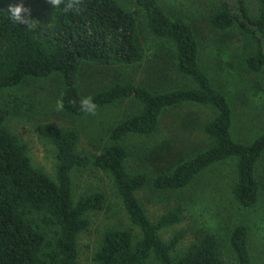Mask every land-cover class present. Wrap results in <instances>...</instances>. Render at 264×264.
Wrapping results in <instances>:
<instances>
[{
    "label": "trees",
    "instance_id": "16d2710c",
    "mask_svg": "<svg viewBox=\"0 0 264 264\" xmlns=\"http://www.w3.org/2000/svg\"><path fill=\"white\" fill-rule=\"evenodd\" d=\"M248 0H219L210 16L219 32L238 31L248 37L255 53L246 68L264 72V0H257L258 15L249 14ZM13 0H0V100L6 89L27 81L60 77L61 107L76 118L91 114L81 100L91 98L95 112L125 101H134L137 113L110 133L109 144L95 156L79 151L80 136L53 123L37 127L38 134L55 148L56 180L32 164L29 145L7 126L22 115L19 109H0V264H80L79 238L90 227L91 213L107 205L103 192L74 196L73 173L89 167L108 174L129 218L132 229H107L94 255L95 264H223L219 239L206 234L179 250L180 236L170 241L162 231L181 222L180 211H169L156 222L146 213L138 194L151 185L155 191H178L215 167L234 163V200L240 209L254 207L264 191V132L250 143L233 137L234 111L228 97L213 83L200 64V44L192 25L172 18L158 0H136L133 11L118 0H77L76 10L64 12V4L51 9V22L38 26L17 24L10 15ZM143 15L148 32L170 44L174 71L191 86L152 92L144 86L116 83L84 96L80 73L85 65L136 66L144 60L137 40V16ZM191 105L213 112L204 127L211 140L205 150L178 164L171 172L150 178L133 172L127 162L131 136H151L163 115ZM92 113V114H94ZM137 229L139 234H136ZM248 228L236 226L229 237L236 264H254Z\"/></svg>",
    "mask_w": 264,
    "mask_h": 264
},
{
    "label": "rangeland",
    "instance_id": "374dc122",
    "mask_svg": "<svg viewBox=\"0 0 264 264\" xmlns=\"http://www.w3.org/2000/svg\"><path fill=\"white\" fill-rule=\"evenodd\" d=\"M134 12L136 0H118ZM172 18L188 21L200 44V64L214 85L229 99L234 111L233 137L250 143L264 132V72L246 68L245 60L255 53L251 40L238 31L219 32L210 24V16L219 0H158ZM22 4L38 26L51 22L52 6L48 0H13L11 6ZM249 14L258 15L257 0H248ZM9 10V9H8ZM137 40L144 60L136 66L88 64L80 73V88L84 96L107 89L116 83L144 86L152 92H163L181 86H191L174 71L175 54L170 44L152 36L143 15L137 16ZM63 81L60 77L27 81L17 88L6 89L0 109H19L22 115L7 120L8 128L29 145V155L35 168L56 180L55 148L41 137L37 127L53 123L62 130L72 129L80 136L79 151L89 156L100 154L109 144L114 127L138 111L134 101H125L105 108L85 118L64 113L61 107ZM213 112L191 105L167 111L156 133L151 136H131L125 144L130 151L127 162L133 172H145L150 178L160 172H171L183 161L208 148L211 140L204 134L205 123ZM234 163L213 168L199 176L189 187L178 191H155L150 184L138 197L146 213L156 222L169 211H180L181 222L162 231L170 241L180 236L178 249L185 250L206 234L216 236L221 244L223 264H236L229 247V237L238 225L249 231V249L254 264H264V191L259 202L250 209H240L234 200ZM74 196L103 192L107 205L101 213H91L89 229L79 238L80 264H95L93 258L107 229H132L111 177L89 167L73 173ZM139 234L137 229H134Z\"/></svg>",
    "mask_w": 264,
    "mask_h": 264
},
{
    "label": "clouds",
    "instance_id": "9594fccd",
    "mask_svg": "<svg viewBox=\"0 0 264 264\" xmlns=\"http://www.w3.org/2000/svg\"><path fill=\"white\" fill-rule=\"evenodd\" d=\"M77 0H48V3L53 7V9L58 8L62 3L64 4L63 11L70 12L76 10ZM10 17L17 24H26L29 25L30 22L25 18L24 13L27 12V9L23 7L22 4L9 7ZM81 108L86 113L92 114L95 112L96 105L92 102L91 98H84L81 100Z\"/></svg>",
    "mask_w": 264,
    "mask_h": 264
}]
</instances>
